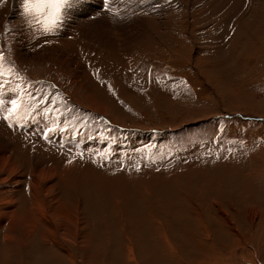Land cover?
Returning a JSON list of instances; mask_svg holds the SVG:
<instances>
[{
	"label": "rangeland",
	"instance_id": "1",
	"mask_svg": "<svg viewBox=\"0 0 264 264\" xmlns=\"http://www.w3.org/2000/svg\"><path fill=\"white\" fill-rule=\"evenodd\" d=\"M22 2L0 0V97L27 106L0 119V264H264V121L228 116L264 118V0H69L48 34Z\"/></svg>",
	"mask_w": 264,
	"mask_h": 264
},
{
	"label": "snow or ice",
	"instance_id": "2",
	"mask_svg": "<svg viewBox=\"0 0 264 264\" xmlns=\"http://www.w3.org/2000/svg\"><path fill=\"white\" fill-rule=\"evenodd\" d=\"M23 2L26 16L32 17V19L36 20L38 23H40V18H43V27L46 31H51L52 27L55 26L56 13L53 11H48L47 15H45V9H51L52 7L51 0H23ZM110 3L111 0H109V4ZM49 17H52V19L49 20ZM4 62L5 57L0 55V77H3L6 72ZM43 102L44 101L42 100L41 103ZM26 111L27 106L18 90L15 91V98L7 101V103L5 99L0 97V119H4L9 122L13 120H19Z\"/></svg>",
	"mask_w": 264,
	"mask_h": 264
},
{
	"label": "bare ground",
	"instance_id": "3",
	"mask_svg": "<svg viewBox=\"0 0 264 264\" xmlns=\"http://www.w3.org/2000/svg\"><path fill=\"white\" fill-rule=\"evenodd\" d=\"M8 1H10V0H8ZM12 3H13V1H12ZM8 5H10L9 3H7ZM7 5V6H8ZM8 8V7H7ZM6 8V9H7ZM12 8H13V6H12ZM86 9H88V8H86ZM85 9V10H86ZM6 11H9V10H5V12ZM1 12H3V11H1ZM89 16H91V15H89ZM138 16V15H137ZM137 16H132L133 17V19H129V22L126 24V25H124L122 22L119 24L118 23V25H119V27L118 28H121L122 29V31H119V30H117V32L119 31V34H121V36H125V35H128V38L129 37H132L131 35H133L132 33H131V31L132 30H134V29H137L136 31H138V28L140 27H142V26H139L140 24H142L143 23V21H144V19L142 18V19H137L136 17ZM142 17H144V16H142ZM138 18H141V16L140 17H138ZM112 19V18H111ZM115 19V18H114ZM120 21H121V19H120ZM112 24H114V23H112ZM115 24H117V23H115ZM123 25V26H122ZM107 27V26H106ZM109 28V27H108ZM107 28V29H108ZM117 28V27H116ZM139 28V29H140ZM24 31V30H23ZM135 31V30H134ZM135 31V32H136ZM18 32V37L21 35V36H23L22 37V41H23V39L25 38L24 37V35H23V33H22V31L20 32V31H17ZM26 32V31H25ZM133 32V31H132ZM111 34V33H110ZM115 35V34H114ZM111 36H113V35H111ZM137 37V36H136ZM114 39V38H113ZM116 39V38H115ZM114 39V40H115ZM128 41V40H127ZM130 42V41H129ZM26 50V49H25ZM14 51H15V53L16 54H18V53H21L23 56H22V60L24 61L25 60V57L24 56H28L27 54H28V52L29 51H26V52H24L23 51V49L22 48H18V47H15L14 48ZM64 61V60H63ZM76 83H78V85H81L82 83H83V81L84 80H82V78H81V76H80V74L78 75V77L74 80ZM76 83H74V84H76ZM163 86V85H162ZM155 88V87H154ZM155 90H157V89H155ZM159 90V89H158ZM160 92V91H159ZM163 92V91H162ZM162 92H160V93H162ZM164 93H165V91H164ZM164 93H162V95H164ZM167 94V93H166ZM103 109V107L101 108V110ZM102 112H104V111H102ZM1 134V133H0ZM2 136V135H1ZM3 138V137H2ZM2 138H1V140H2ZM5 138H7V137H5ZM10 139V138H9ZM14 141V140H13ZM13 141H11V142H13ZM3 143H5L7 146L10 144L8 141H6V140H3ZM13 144H14V142H13ZM133 144V143H132ZM135 144V143H134ZM214 144V143H213ZM5 145V146H6ZM15 145V144H14ZM4 146V145H3ZM203 146V145H202ZM9 147V146H8ZM7 147V148H8ZM0 148H1V144H0ZM204 148V147H203ZM5 149V148H4ZM205 150V149H204ZM10 151V150H9ZM197 151H198V149H197ZM168 152V151H167ZM6 153V152H5ZM4 153V155H6ZM158 153V152H157ZM160 153V152H159ZM168 154H170V153H168ZM172 154H174V153H172ZM176 154V153H175ZM182 155V154H181ZM203 155H205V152H200V153H198V154H196L195 156H194V158L193 159H191V161H188V163L187 164H185L186 166H190V164L189 163H195L196 165L197 164H201L202 162L201 161H205V160H203V159H198V157H203ZM163 156V155H162ZM171 157H172V155H171ZM179 157V156H178ZM181 157V156H180ZM212 157V156H211ZM157 158H158V154H157ZM167 158H169L168 156H167ZM166 158V159H167ZM182 158V157H181ZM180 158V160H179V158L177 159V158H175L174 159V161H175V164H174V166H176V165H179V162L182 160ZM214 158V157H213ZM165 159V158H164ZM170 159V158H169ZM169 159H167V160H169ZM172 159H173V157H172ZM156 160V162H157V159H155ZM132 161V160H131ZM159 161V160H158ZM123 162V161H122ZM170 162H172V161H170ZM173 163V162H172ZM167 164H171V163H167ZM194 164V165H195ZM207 164V163H206ZM8 166L9 165H11L12 167H13V165H12V163L11 164H7ZM172 165V164H171ZM195 165V166H196ZM202 165V164H201ZM204 165V164H203ZM167 166V165H166ZM173 166V165H172ZM200 166V165H199ZM204 166H206V165H204ZM169 168V167H168ZM13 168H11L10 170H12ZM41 169V168H40ZM165 169V168H164ZM171 169V168H170ZM176 169H179V168H176ZM166 170H167V168H166ZM46 171V170H45ZM128 171V170H127ZM170 172V171H169ZM150 174V173H149ZM171 174V173H170ZM175 174V173H174ZM191 174V173H190ZM91 175H93V174H91ZM169 175V174H168ZM207 180V179H206ZM164 183V182H163ZM170 183V182H169ZM154 185V184H153ZM159 186V185H158ZM156 188V187H155ZM163 190V189H162ZM130 204V203H129ZM130 208V207H129ZM191 209V208H190ZM189 209V213H187V214H192V215H195V217L197 218V216L199 215V212H198V210H197V208L196 207H194V209H192V211ZM138 211V210H137ZM188 211V210H187ZM150 215H151V211H150ZM176 218V217H175ZM188 218V217H187ZM153 220V219H152ZM158 220V219H157ZM191 220V219H190ZM158 223V222H157ZM159 224V223H158ZM160 225V224H159ZM160 227V226H159ZM153 229H155V228H153ZM159 229V228H158ZM156 231V230H155ZM186 232V231H185ZM206 232V231H205ZM155 235V234H154ZM162 235V234H161ZM163 236V235H162ZM207 237V236H206ZM161 238V237H160ZM164 241V240H163ZM167 241V240H166ZM160 243V242H159ZM162 246L164 247V248H169V249H171L170 248V245L168 244V242L166 243L165 241L162 243V245L160 244V247H161V249H162ZM125 248V247H124ZM123 248V249H124ZM161 251V250H160ZM169 251V250H168ZM170 252V251H169ZM171 253V252H170ZM125 254L127 255V261H128V259L130 260V261H132L131 259H133V258H131L129 255H130V250L129 249H127V251L125 250ZM125 254H124V251H123V255L125 256ZM224 260V259H223ZM222 261V260H221ZM225 261V260H224ZM208 262V261H207ZM225 264V263H224ZM229 264V263H228ZM259 264V263H258Z\"/></svg>",
	"mask_w": 264,
	"mask_h": 264
},
{
	"label": "clouds",
	"instance_id": "4",
	"mask_svg": "<svg viewBox=\"0 0 264 264\" xmlns=\"http://www.w3.org/2000/svg\"><path fill=\"white\" fill-rule=\"evenodd\" d=\"M51 2H52V7H51V9H49V8L45 9V15H47L48 11H53L56 13L55 26L52 27L51 31H46L45 28L43 27V24H44L43 18H40V23H38V25H37V27H39V29L46 34L52 33V32H57L58 28L63 24L64 9L67 6L69 0H51ZM57 9H58V11H57ZM21 16L25 20L26 25L28 27H32V25L30 23V19H32V17L26 16V14L24 12V2H22V4H21ZM51 19H52V17H49V20H51Z\"/></svg>",
	"mask_w": 264,
	"mask_h": 264
},
{
	"label": "crops",
	"instance_id": "5",
	"mask_svg": "<svg viewBox=\"0 0 264 264\" xmlns=\"http://www.w3.org/2000/svg\"><path fill=\"white\" fill-rule=\"evenodd\" d=\"M228 116H231L233 118L234 117H239V118L244 119V120L249 119V118H254V119H258V120L264 121V118H262V117H259V116H246V115L241 114L240 112H235V113H232V114H228ZM208 150H211V149H208ZM202 152H204V151H202ZM208 154L209 155H213V153H208Z\"/></svg>",
	"mask_w": 264,
	"mask_h": 264
}]
</instances>
